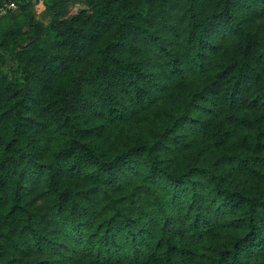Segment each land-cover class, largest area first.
I'll return each mask as SVG.
<instances>
[{
    "label": "trees",
    "instance_id": "obj_1",
    "mask_svg": "<svg viewBox=\"0 0 264 264\" xmlns=\"http://www.w3.org/2000/svg\"><path fill=\"white\" fill-rule=\"evenodd\" d=\"M41 1L0 17V264H264V0Z\"/></svg>",
    "mask_w": 264,
    "mask_h": 264
},
{
    "label": "rangeland",
    "instance_id": "obj_2",
    "mask_svg": "<svg viewBox=\"0 0 264 264\" xmlns=\"http://www.w3.org/2000/svg\"><path fill=\"white\" fill-rule=\"evenodd\" d=\"M27 1V0H25ZM33 2V7H34V14L37 18H41V19H44V21H48L44 18V14H45V11L43 10V5L41 3H34V0H30ZM38 3V4H37ZM63 8L64 9H72V10H75L76 8L78 7H84L86 6V4L84 3L83 0H66L63 4H62ZM18 12V11H17ZM16 12V13H17ZM49 17L50 19V16L49 15H46ZM46 23V22H45ZM39 39H43L45 41V43L50 46L51 44V40H52V36L48 35V34H45V35H42L39 37ZM16 50V49H15ZM92 58H94V55H92ZM14 63L13 61L10 59V60H7L3 65H2V69L4 71H6V73L8 75L11 76L12 79H16V78H21L19 77V75L16 73V70L14 69Z\"/></svg>",
    "mask_w": 264,
    "mask_h": 264
},
{
    "label": "built area",
    "instance_id": "obj_3",
    "mask_svg": "<svg viewBox=\"0 0 264 264\" xmlns=\"http://www.w3.org/2000/svg\"><path fill=\"white\" fill-rule=\"evenodd\" d=\"M18 0H6L0 5V17L17 8Z\"/></svg>",
    "mask_w": 264,
    "mask_h": 264
},
{
    "label": "crops",
    "instance_id": "obj_4",
    "mask_svg": "<svg viewBox=\"0 0 264 264\" xmlns=\"http://www.w3.org/2000/svg\"><path fill=\"white\" fill-rule=\"evenodd\" d=\"M38 3H41V4L43 5V3H42L41 0H39ZM38 3H37V4H38ZM43 8H44L43 10H45L44 5H43ZM46 15H47V14L45 13V14H44V18H45L46 20H48V21H44V19H41V18H40V20H41L44 24H47V23L49 22V20H50L49 17L46 16ZM38 19H39V18H38ZM45 22H46V23H45Z\"/></svg>",
    "mask_w": 264,
    "mask_h": 264
}]
</instances>
